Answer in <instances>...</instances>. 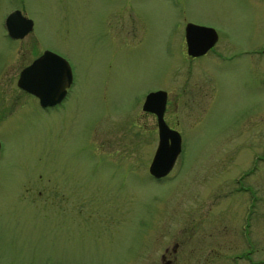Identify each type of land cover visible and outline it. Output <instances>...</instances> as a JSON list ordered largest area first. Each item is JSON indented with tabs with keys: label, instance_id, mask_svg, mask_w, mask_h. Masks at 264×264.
Listing matches in <instances>:
<instances>
[{
	"label": "rangeland",
	"instance_id": "1",
	"mask_svg": "<svg viewBox=\"0 0 264 264\" xmlns=\"http://www.w3.org/2000/svg\"><path fill=\"white\" fill-rule=\"evenodd\" d=\"M186 20L254 59L186 57ZM44 47L73 76L48 109L14 84ZM155 89L180 137L161 178ZM166 238L199 264H264V0H0V264H158Z\"/></svg>",
	"mask_w": 264,
	"mask_h": 264
},
{
	"label": "water",
	"instance_id": "2",
	"mask_svg": "<svg viewBox=\"0 0 264 264\" xmlns=\"http://www.w3.org/2000/svg\"><path fill=\"white\" fill-rule=\"evenodd\" d=\"M7 32L12 37H21L31 28V20L25 18L18 10L10 12L4 19ZM208 30L212 33L209 34ZM188 52L191 54L202 53L215 39L213 28L187 23L185 27ZM192 41H201L194 45ZM191 44V45H190ZM46 64L49 69L37 70L38 66ZM66 79L63 82V79ZM69 65L61 56L44 50L28 66L21 69L18 84L24 88L25 82H39L31 90L39 99L41 105H49L58 101L64 94V85L69 82ZM157 100V101H156ZM156 101L154 107L152 102ZM164 106V92L162 90L152 91L146 94L142 109L152 111L156 114L158 141L148 165V171L154 177H160L171 168L175 156L180 150V138L176 130L171 129L164 122L162 111Z\"/></svg>",
	"mask_w": 264,
	"mask_h": 264
},
{
	"label": "flooded vegetation",
	"instance_id": "3",
	"mask_svg": "<svg viewBox=\"0 0 264 264\" xmlns=\"http://www.w3.org/2000/svg\"><path fill=\"white\" fill-rule=\"evenodd\" d=\"M19 12L21 14H23L20 10H19ZM187 23L195 24V23L191 22L190 20L189 21L186 20L184 22V26H183L182 31H181V43L183 45L182 48H183V51H184V55L186 57L188 56V57L193 59L195 57H199V56H202V55H207L208 52H210L211 54L214 53V56L216 57V58H214V60H216L215 62H218L217 59L220 61V60H223V59L233 58L236 54L237 55L238 54L239 55L240 54H244L245 55V56H240V60L242 62H246V61L250 62V61H252L254 59L253 58L252 49H250V48L234 47L231 44L227 43V41L222 42V46H220V47L217 46V44H219L220 39H219L218 33L215 31L214 28L213 29H214V32H215V35H214L215 39L212 41V43L202 53H199V54H191V53H189L188 52V42H187L186 34H185L186 33L185 27H186ZM196 25H199V24H196ZM31 28H32V24H31ZM30 31H31V29L28 32H30ZM208 33L211 34L212 31L208 30ZM200 42L199 41H192V43L194 45H198V43H200ZM224 44L227 45V46H224ZM32 49H33V47H31V50ZM44 50H49V51H51L53 53H56V54L60 55L59 53H57V52H55V51H53V50H51L49 48H46V47L41 48L39 50H35L34 52L30 53V57L28 58L26 63H24L20 67H18V71H17L16 76H15L14 84H15L16 88L20 92H22V94H26V95H28L30 97H33L37 101L38 105L41 108L48 109L49 107L57 106L58 104H60L67 97L69 89H70V87L72 86V83H73V76H72L71 67H70L68 61L62 55H60V56L63 57L67 61L68 65H69L70 79H69V82H67L64 85V94H63V96L58 101H56L55 103L50 104V105H45V106H42V105L39 104L36 95L31 91V90H33L32 88L35 85L39 84V82H34V83L30 82V81H29V83L25 82L24 85L29 86V89L28 88H24V87H22V86H20L18 84V78H19V73H20L21 69L26 67V66H28L37 56L42 54V52ZM40 68H41V71H46L47 69H49V67H47L46 64H44L42 66H38L37 70L40 69ZM65 80L66 79L64 78L63 82H65ZM160 90L163 91V89H160ZM182 91H184V88H182ZM167 96L168 95H167L166 91L164 90V106H163V111H162L163 114L166 113V109L169 106L168 105L169 99H168ZM206 97H208V95ZM156 101L152 102V105L154 107H156V105H157ZM204 105L202 106V108H204ZM144 112H146L147 114L149 113L154 118L153 129L155 130L156 138H157L156 114L154 112H151V111H144ZM169 127L173 128L172 126H169ZM170 240L171 239H167L166 238V244L163 246L162 252L158 254V264H199L200 261L198 260V257L195 254L194 250H192V249H180V248L178 249L176 247L177 245L174 244V243L173 244L172 243L167 244ZM210 251H211L210 249H207L204 252L201 251V253L203 254V258L205 260H207V261H210L215 256V252H213V254L211 255Z\"/></svg>",
	"mask_w": 264,
	"mask_h": 264
}]
</instances>
